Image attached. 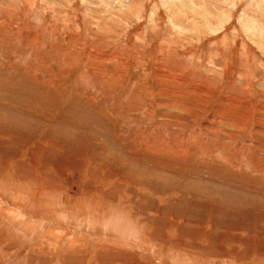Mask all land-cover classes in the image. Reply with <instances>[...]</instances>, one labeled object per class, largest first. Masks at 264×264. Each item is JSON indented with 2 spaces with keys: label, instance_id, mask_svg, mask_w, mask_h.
<instances>
[{
  "label": "rangeland",
  "instance_id": "1",
  "mask_svg": "<svg viewBox=\"0 0 264 264\" xmlns=\"http://www.w3.org/2000/svg\"><path fill=\"white\" fill-rule=\"evenodd\" d=\"M0 264H264V0H0Z\"/></svg>",
  "mask_w": 264,
  "mask_h": 264
}]
</instances>
